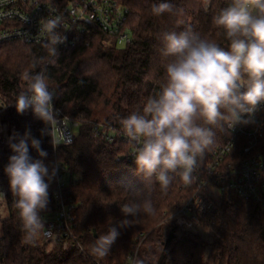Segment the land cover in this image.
<instances>
[{
    "label": "trees",
    "instance_id": "1",
    "mask_svg": "<svg viewBox=\"0 0 264 264\" xmlns=\"http://www.w3.org/2000/svg\"><path fill=\"white\" fill-rule=\"evenodd\" d=\"M119 1L130 8L127 25L132 32L131 42L119 45L117 38L97 29L74 47L57 48V63L48 65L49 82L57 94L55 107L79 121L78 135L72 144L54 147L52 125L49 135H42L44 122L34 118L30 110L18 114L13 103L21 90L22 74L40 70L41 65L32 67V60L35 57L47 61L46 49L41 44L17 41L0 44V102L8 106L0 113V132L2 125H6L7 132L20 135L30 129L47 153L41 158L30 147L31 157L43 159L50 171L58 162L66 166L71 196L77 204L75 230L86 252L82 254L70 243L58 244L43 237L36 246L23 243L21 221L13 204L15 198L4 172L12 152L1 135L0 199L5 202L7 215L1 220L0 264H127L128 255L134 252H137L136 259H143L145 264H157L162 253L161 264H264V212L258 203L244 200L231 191L220 194V200L216 194L207 193L212 207L201 210L200 223L211 228L210 234L215 240L205 262L206 241L193 230L184 229L183 222L179 223L176 217L181 203L193 189L183 187L179 177L166 192L158 184L145 186L143 177L136 173L135 161L127 158L129 145L96 137L94 129L95 123L102 122L122 130L120 118L142 109L147 98L160 91L164 66L158 52L157 34L182 30L178 20L227 47L228 41L223 31L214 26L212 17L231 0H212L207 10L201 0H169L177 9L184 10L183 15L161 16L151 13L152 5L161 0ZM230 137L229 130L217 131L216 143L205 157ZM259 149L264 161V132ZM53 188L54 180L49 187L48 211L41 213L45 225L55 209ZM145 199H151L155 214L141 211L133 227H119L123 219H131L124 216L120 207ZM109 226L116 227L119 236L109 255L98 259L89 249ZM170 233L173 236L168 240Z\"/></svg>",
    "mask_w": 264,
    "mask_h": 264
},
{
    "label": "clouds",
    "instance_id": "2",
    "mask_svg": "<svg viewBox=\"0 0 264 264\" xmlns=\"http://www.w3.org/2000/svg\"><path fill=\"white\" fill-rule=\"evenodd\" d=\"M207 8L212 0H201ZM169 0L151 7L154 16L169 13L183 15ZM182 30L157 34L159 55L164 66L160 91L147 98L142 109L120 118L123 135L133 144L136 173L145 186L159 185L166 192L176 177L186 186L197 182L196 175L206 152L216 143L217 131L225 132L238 124L255 123V114L264 105V0H231L212 17L228 41L227 47L203 37L189 23L178 20ZM44 33L41 46L48 59L35 58L32 67L38 72L22 74L21 90L16 95V112L31 110L34 118L45 124L42 135H49L57 121L54 107L57 98L47 75L48 65L59 58L57 45L66 42L62 18H42ZM53 144V142H52ZM12 155L4 167L14 207L18 210L23 243L36 246L43 237L55 239V232L45 227L42 212L48 211L49 187L57 175L43 159H33L30 147L39 157L47 156L41 140L30 129L23 135L14 132L8 137ZM54 146V145H53ZM55 147V146H54ZM125 218L119 227L131 228L141 211L155 214L151 199L130 202L120 207ZM171 218V217H170ZM119 236L116 227L109 226L90 246V254L98 259L109 255ZM133 264H145L137 258Z\"/></svg>",
    "mask_w": 264,
    "mask_h": 264
},
{
    "label": "built area",
    "instance_id": "3",
    "mask_svg": "<svg viewBox=\"0 0 264 264\" xmlns=\"http://www.w3.org/2000/svg\"><path fill=\"white\" fill-rule=\"evenodd\" d=\"M130 8L119 0H0V44L17 41L24 44H41L44 33L40 29L42 18H62L66 42L57 48L74 47L95 30L105 32L117 38L118 43L132 41V32L127 25ZM8 106L0 102V113ZM55 107V105H54ZM57 111V121L52 124V140L58 144H72L77 135L79 121ZM31 111V110H30ZM255 123L238 124L230 129L231 137L214 147L198 169V180L191 186L192 194L185 199L177 217L199 224L201 210L212 207L207 193L234 192L244 200L258 203L264 212V161L259 149L260 138L264 132V105L255 114ZM95 136L107 142L120 140L129 145L127 158L135 161V151L122 130L108 127L102 122L95 123ZM121 156L118 157V160ZM57 175L54 178L53 198L55 209L45 227L56 234L55 239H46L58 244L77 246L82 254L85 249L76 234V202L69 188V171L66 166L56 164ZM137 252L128 255L127 264H133Z\"/></svg>",
    "mask_w": 264,
    "mask_h": 264
},
{
    "label": "rangeland",
    "instance_id": "4",
    "mask_svg": "<svg viewBox=\"0 0 264 264\" xmlns=\"http://www.w3.org/2000/svg\"><path fill=\"white\" fill-rule=\"evenodd\" d=\"M119 45H123V44L119 43ZM7 130L8 129H7L6 125H4V126L2 125L1 126L0 138H1V135H2V139L5 141V145L8 146V137L11 136L13 132H7ZM0 190H1V186H0ZM211 190L214 193L213 189H211ZM1 194H2V192L0 191V195ZM216 195L218 197V200H220L221 197H220L219 192L216 193ZM6 215H7V210H6L5 202L0 199V236L2 234L1 220L4 219L6 217ZM178 222L179 223L183 222L181 225L184 226V229L193 230L194 232H196V234L201 236L206 241L207 247H206V251H205V262H207L208 258H209L210 251L212 250V243L215 240V237L211 236V234H210L211 228L210 227L209 228L204 227V226H202L201 223L196 224V223H193V222H190V221H185L181 217H178Z\"/></svg>",
    "mask_w": 264,
    "mask_h": 264
},
{
    "label": "water",
    "instance_id": "5",
    "mask_svg": "<svg viewBox=\"0 0 264 264\" xmlns=\"http://www.w3.org/2000/svg\"><path fill=\"white\" fill-rule=\"evenodd\" d=\"M172 236H173V233H170L168 240H170L172 238ZM163 259H164V254L162 253L161 256L158 259L157 264H161Z\"/></svg>",
    "mask_w": 264,
    "mask_h": 264
}]
</instances>
